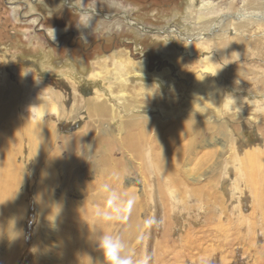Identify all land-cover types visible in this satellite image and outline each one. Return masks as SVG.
I'll return each mask as SVG.
<instances>
[{"label": "rangeland", "instance_id": "obj_1", "mask_svg": "<svg viewBox=\"0 0 264 264\" xmlns=\"http://www.w3.org/2000/svg\"><path fill=\"white\" fill-rule=\"evenodd\" d=\"M0 96L1 132L41 117L58 148L75 132H117L132 114L167 132L177 178L161 199L142 160L121 154L143 221L132 264H264V0H0ZM23 148L14 163L0 150V264H69ZM76 155L63 148L54 167L56 208L101 181L87 168L105 167ZM63 168L81 169L62 183Z\"/></svg>", "mask_w": 264, "mask_h": 264}, {"label": "bare ground", "instance_id": "obj_2", "mask_svg": "<svg viewBox=\"0 0 264 264\" xmlns=\"http://www.w3.org/2000/svg\"><path fill=\"white\" fill-rule=\"evenodd\" d=\"M92 107L102 117L110 112V106L103 103H95ZM0 109L2 111L4 108L1 107ZM24 118L23 121L10 120L6 122L2 132L0 131V150L8 154L9 162L12 161V163L17 159L19 153H22L20 151L24 149L23 147L28 150L25 157L26 162L32 161V173L39 174L41 193L43 190L46 192L45 196L42 193V196L39 197L41 209L47 210L51 214L56 212V217L65 230L61 248L64 249L63 254H65L66 262L69 264H110L100 246L105 236H110L119 241L121 258H132V262H135L136 259L132 257V251L140 247L143 242L142 234L138 233L143 221L138 218L140 200L137 199L135 191L125 189L122 182L127 175L128 168H124L121 154L123 151L130 152L134 157L142 160L143 173L149 180L153 178L156 191L161 199L165 193V188H168L177 178L169 176L172 173L170 172L172 166L169 165L167 158L170 145L166 137L167 132L162 129L157 130V126H154V120L138 119L137 115L132 114L127 119L120 121L117 132L101 130L96 137L75 132L72 138H65L63 145L58 148L57 143L54 144V142H57L59 137L50 123L42 120L41 117L36 118V120H30L27 116ZM180 128L178 127V130ZM121 130L124 131V134ZM86 138H91L94 145L85 149L81 142ZM171 139L176 142L182 139V136L176 133L172 138H169V141ZM63 148H66L72 156L80 151L92 160V167L102 165L105 168H87L89 171L97 170L101 181L97 185L96 192L92 193L82 204L67 201L65 199L67 196L64 197L63 194L61 197L59 196L58 200L61 203L56 208V206H52L54 197L50 193V187L59 179V174L54 167L63 161L61 158ZM47 156L48 159L45 160ZM74 158L75 165L85 162L82 155L79 157L76 155ZM15 166L17 167V164ZM80 169L63 168L62 183H70L71 180L77 178ZM17 175L19 177L18 171ZM1 180L3 181V178H0V183ZM4 180L6 179L4 178ZM19 181L21 182L20 179ZM211 195L212 193H207L206 199L208 201Z\"/></svg>", "mask_w": 264, "mask_h": 264}, {"label": "clouds", "instance_id": "obj_3", "mask_svg": "<svg viewBox=\"0 0 264 264\" xmlns=\"http://www.w3.org/2000/svg\"><path fill=\"white\" fill-rule=\"evenodd\" d=\"M100 246L103 248L104 255L110 264H132L131 259L120 257L121 245L118 240H114L110 236H105Z\"/></svg>", "mask_w": 264, "mask_h": 264}]
</instances>
